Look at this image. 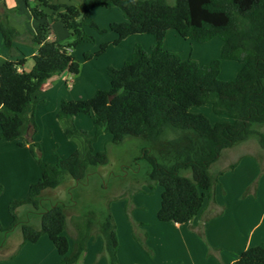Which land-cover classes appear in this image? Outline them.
Instances as JSON below:
<instances>
[{
    "label": "trees",
    "instance_id": "16d2710c",
    "mask_svg": "<svg viewBox=\"0 0 264 264\" xmlns=\"http://www.w3.org/2000/svg\"><path fill=\"white\" fill-rule=\"evenodd\" d=\"M34 1L37 6L30 7L33 17L48 18L43 9H49L52 19L63 22L73 40L68 44L51 40L49 21L32 36L39 49L31 71H19L25 61H7L0 67V141L24 139L19 145H29L42 171L26 197L10 202L13 222L8 227L0 223V232L8 234L20 227L23 241L19 250L46 235L61 256V264H77L87 251L92 229L97 227L108 264H119L117 226L110 207L98 215L92 211L78 222V236L71 247L65 234L67 206L45 205L47 191L57 189L67 178L79 185L91 171L108 165V154L95 152V144L103 134H110L114 144L127 139L143 141L140 158L149 166L150 188L157 184L163 188L159 221L184 225L200 216L206 202L214 201L219 177L238 165L213 171L223 151L252 139L264 151V0H82L81 8L51 0ZM113 6L123 12L124 22L112 23L109 29H100L94 22L91 26L101 34L114 32V45L135 35H152L156 43L150 53L137 45L130 61L121 68L109 67V90H98L90 99L62 101L57 117L68 123L67 138H83L85 156L75 151L68 158L57 156L54 164H48L43 160L42 146L34 142L39 103L35 95L53 77L81 73L82 63L75 58L74 50L85 42H95L85 29L91 11ZM171 30L202 44L221 40L220 58L204 65L183 60L177 52L164 48ZM1 32L5 45L12 48L20 34L2 19ZM109 46L103 43L96 54H86V61L105 54ZM224 61L241 65L235 79H221ZM205 105H212L215 114L227 115L233 123L212 124L205 115L191 112L192 107ZM92 113L95 132L89 134L78 128L74 119ZM260 162L258 180L242 198L249 196L252 188L257 189L264 173ZM2 192L0 185V196ZM35 215L40 218V227L31 224ZM128 215L132 221L130 211ZM133 226L137 224L133 222ZM197 234L206 241L202 230ZM135 239L147 249L146 240L136 233ZM234 264H264V245L244 251Z\"/></svg>",
    "mask_w": 264,
    "mask_h": 264
},
{
    "label": "crops",
    "instance_id": "0c3cea01",
    "mask_svg": "<svg viewBox=\"0 0 264 264\" xmlns=\"http://www.w3.org/2000/svg\"><path fill=\"white\" fill-rule=\"evenodd\" d=\"M51 1L57 5H74L80 8L79 1L77 0ZM36 6L37 3L34 0H29V2H27V0H0V67L7 61L16 63L25 61V63L19 67V71H31L34 66L33 57L37 54L39 49L38 45L32 41V36L36 33V30L41 25H45L49 21L52 27V34L50 36L51 40L63 44L68 42L71 38V34L66 28L65 24L61 21H54L52 19V12L49 9H43L45 14L49 16L48 18H43L40 20L35 19L31 13L30 7L34 8ZM112 8L114 7H110L108 9L118 12L116 11L117 9ZM97 10V7L92 9L91 14ZM116 14V17L111 19L110 25L112 23L125 21V17L122 13ZM1 19L6 21L9 27L15 29L20 34V36L14 40L12 48H8L5 45L1 32ZM143 38L145 37H142V40H145L148 45L152 46L155 44L154 39ZM116 39L117 35L114 34L112 36V41ZM217 42L218 41L215 40L212 41V43L215 44V47H213L215 55L217 53L218 56L216 57H219L222 51L223 43ZM122 43L120 45H122ZM109 49L110 47L108 48L107 53ZM210 50V48H207L203 53L206 54ZM119 56L121 57L118 58L117 63L120 64V62L123 61L122 65H124L128 61L127 56L124 57L121 54H119ZM205 59L206 60L203 61H206L208 64V61H212L213 58L207 56ZM112 67L119 68L121 66L113 64ZM240 70L241 65L239 63L224 61L221 68V76L225 71V73L229 75L230 79H234ZM82 72L83 71L80 73L81 75L79 74L76 77H72L71 75L65 73L61 76L53 77L43 84L41 90H39L35 95L36 99L39 101L35 115L37 125L38 122H40V114H44V116L48 117L51 123H53L54 120H59L57 115L60 112L62 101L90 99L98 90H100L97 84H94L91 80L92 78L97 77L92 75V78L90 79L89 74L92 72H88L87 78H89V80H87L83 78L84 76ZM83 83H85V87L83 86ZM81 115L75 117L74 119V122L78 125V127H80V125H85L84 122L81 123L80 119H78L81 117ZM89 116H91L94 122V113L90 114ZM60 121L62 123L64 121L66 124L65 126L67 127L68 123L66 120ZM94 128L91 131H93ZM39 132L40 128L37 134L34 136L35 143H40V140L37 138ZM262 132H264V128ZM102 136L99 138V140L102 138ZM108 137L112 141L110 135ZM76 138L78 137H72L70 139L72 141L70 142H73V140H76ZM19 142L24 143V140L19 139L14 142L0 141V148L7 149L8 154L12 153L14 156L16 154L15 157L11 154H7V156L2 155L0 157V185L3 186V192L0 196V205L4 207L3 209L8 208V215H6L4 211L0 210V223L3 227H8L13 222V218L9 213L10 202L26 197L29 193L31 185L37 183L42 176L41 167L37 159L31 154L29 145L24 144V146H20ZM246 143L223 151L221 158L225 156L230 159V157L233 155L232 153L235 152L234 150L240 148L236 159H230V162L224 168L213 170L215 172L226 171L231 164L238 163L237 167L233 171H226L222 176L219 177V183L215 187L214 201H207L202 214L196 217L190 224L180 225L174 223L175 225L173 226L174 229L187 234L189 237L188 239L191 240L192 238L195 243H198L197 245L203 244L201 246H204L205 248L204 260L208 264H234L244 251L252 247L264 245V176L259 182L257 189L252 188L251 194L246 198H242L244 192L253 184L255 179L259 176L261 170L259 164L260 159H257V156L253 152H247L246 149H243L245 148L244 145ZM72 147L73 148L69 153L73 154L75 151L81 152L80 148H75L74 143ZM2 152L5 154V151ZM62 157L66 158L67 156ZM218 162H220V160ZM9 165L13 166L9 168ZM132 206L136 208L134 212L135 214H131L132 221L128 219L127 216V219H125V225L127 230H129L130 238L133 241V246H131L130 251L132 250V247L134 248V245L136 246L133 240L135 233L138 234L143 240H145L146 237V240H148V238L150 239V229L152 227L158 226L157 224L160 223H168L161 222L158 219V212L161 208V204L157 205V209L155 211V213H157V218L154 217L152 220H146L147 218L144 219L142 217L137 218L139 212H142L143 210L147 211L146 205L133 204ZM128 211L129 210H127V212ZM219 212H222V214L216 216ZM113 213H115V210ZM124 216L123 210V215L121 213V217L124 218ZM113 217L115 219L116 226H118L116 213L113 214ZM133 222L137 224L136 228L133 226ZM160 226L161 225H159V228ZM73 229L75 230V228ZM118 229L119 227H117V235ZM200 230L204 232L208 246L198 238L197 233ZM71 235L76 237L73 233H71ZM45 236H43L37 243L25 244L19 250L17 257L14 260L22 258L23 264H30L32 259H35L36 261L38 260L37 262L39 264L42 262L47 263L48 260L51 261V264H61L62 258L59 255L56 247L51 242V240L47 239ZM118 239L119 246L117 250V256L119 264H139L136 261L132 262L131 260H128V257L126 261L127 263H125L124 251L127 250L123 248L119 235ZM92 242L93 238L89 241L87 251L81 256L77 264H108L107 258L103 255L104 247H102L98 252V256H101V261L98 263H88L91 256L96 254V252L100 249L99 247L97 251L95 249V251L92 252Z\"/></svg>",
    "mask_w": 264,
    "mask_h": 264
},
{
    "label": "rangeland",
    "instance_id": "374dc122",
    "mask_svg": "<svg viewBox=\"0 0 264 264\" xmlns=\"http://www.w3.org/2000/svg\"><path fill=\"white\" fill-rule=\"evenodd\" d=\"M77 1H79V6L81 8L82 0ZM170 2L173 3L172 1ZM97 9L96 12L90 14L87 25L85 26L87 34L93 36L95 42H86L79 45L78 48L74 50V56L82 63L81 71H83V78L89 80L87 74L88 72H92L89 74L90 79L92 78V75L97 77L92 78V82L97 84L100 90H109L110 79L107 74V69L112 67L113 64L120 65L121 67L123 66V61H121L120 64L117 63L118 58L121 57L119 54L124 57L127 56V60L130 61L137 45L144 46L143 48L150 53L155 44L152 46L148 45L145 40H142V37H145L143 39H154V41L155 38L152 35H135L125 39L122 45H114L115 40L112 41V36L115 34L114 32L108 30V32L101 34L95 27L91 26L90 23H96L100 29H109L111 19L116 17V13L123 14V12L117 7L112 9H117L116 11L118 12H114V10L108 8L97 7ZM167 36L164 48L169 51L177 52L183 60H193L200 65H204L207 64L206 61H203L206 60L205 58H207V56L213 58L212 60L220 58V55L219 57H216L218 56L217 53L215 55L213 48L215 47V44L212 43V41L203 44L198 43L190 39L182 38L173 30L169 31ZM72 40L71 37L68 42L63 44H68L72 42ZM215 41L223 43L219 39H215ZM103 43H110L108 53L106 52L99 57L86 61L85 55L89 53L96 54ZM207 48H210L211 50L204 54L203 52ZM220 77L224 81L233 80L230 79L225 71ZM83 86H86L85 83H83ZM191 112L194 114L205 115L212 124L221 122L233 123V119L229 116L215 114L212 105L201 107L195 106L191 108ZM78 119H80L81 123L84 122L85 124L80 125V127L76 124L78 128L86 130L89 134L94 133V122L91 116L84 114ZM39 121L38 131L40 128V132L37 138L40 140V143H36L42 146L43 160L45 162H53L48 164H54L57 161V156L61 158H64L62 156H67L66 158H68L71 155L69 152L73 148V143L76 149L80 148L82 156H85V144L83 138L77 136L78 138H76V140L70 142L72 141L70 140L71 138H67L65 135L68 125L66 127L64 121L63 124L60 119H57L51 123L50 119L44 116V114H40ZM93 128L94 130L91 131ZM109 135L110 134H104L102 138L97 141L98 143L95 146V152H106L108 154V165L98 167L91 171L87 180H84L79 185H76L72 179L67 178L60 187L55 190H48L45 195L47 200L45 201V205L49 203L66 204L68 212V229L65 234L70 240L71 247H73L74 240L78 236V222H83L84 217L88 216L92 211L98 215L110 207L112 215L115 213L117 215V227H119L118 235L121 239L123 248L127 250L124 251L125 263H127L126 261L128 257V260H131L132 262L136 261L139 264H208L204 260L205 248L204 246H201L203 244L197 245L198 243H195L192 238L189 240L187 234L173 228L175 224L172 222L160 223L157 224L158 226L150 229V239H145L147 249H145L135 237H133L136 246L134 245V248L132 247V250L130 251L131 246H133V241L130 238L129 230H127L125 225V219H130L127 210H131V214L134 215L136 208L132 205L143 204L147 206V211L143 210L142 212H139L138 217H135L147 218L146 220H152L154 217L157 218V213H155V211L157 205L161 204L163 188L158 184L154 185L152 189L150 188V181L148 179L149 166L140 158L142 149L144 148L142 140L127 139L121 144H114L108 137ZM244 146L245 148L243 149H246L247 152H253L261 160V164L264 168V151L258 146L257 140H249ZM239 150L240 148L234 150V153L231 152L233 154L232 156L228 154L232 157H230V159H236ZM2 151H5V154H3ZM7 152V149L0 148V157L2 155L7 156ZM10 154L12 155V153ZM230 159L223 156L220 159V162L213 166V170L226 167L230 162ZM12 166L13 165H9V168ZM263 176L264 173L261 175L259 182L262 180ZM255 180L257 181L258 177ZM3 208L4 207L1 206L0 210L8 215V208ZM114 210L115 213H113ZM123 210L125 215L124 218L121 217V213L123 215ZM31 224L35 227H40V218L38 215L31 218ZM159 225H161L160 228ZM73 228H75V230ZM71 233L76 237H73ZM92 236L93 242L91 244V251L93 252L95 249L97 251L99 247L100 249L96 254L91 256L88 263H98L101 261V256H98V252L104 247V241L102 236L98 233L97 227L92 229ZM197 236L201 239L198 234ZM45 237L49 239L47 236ZM22 241L23 238L20 227L8 234L0 232V264H23L22 258L14 260L19 253L18 250ZM202 241L208 246L206 241ZM12 256L14 258H12ZM37 261L32 259L30 264H39ZM41 264H51V261L48 260L47 263L42 262Z\"/></svg>",
    "mask_w": 264,
    "mask_h": 264
},
{
    "label": "water",
    "instance_id": "95a60500",
    "mask_svg": "<svg viewBox=\"0 0 264 264\" xmlns=\"http://www.w3.org/2000/svg\"><path fill=\"white\" fill-rule=\"evenodd\" d=\"M112 99V97H110V100Z\"/></svg>",
    "mask_w": 264,
    "mask_h": 264
}]
</instances>
